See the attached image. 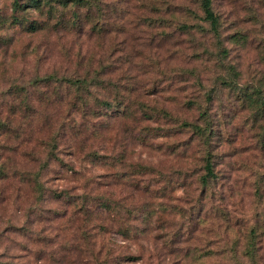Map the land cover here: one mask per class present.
I'll return each instance as SVG.
<instances>
[{
	"label": "rangeland",
	"instance_id": "rangeland-1",
	"mask_svg": "<svg viewBox=\"0 0 264 264\" xmlns=\"http://www.w3.org/2000/svg\"><path fill=\"white\" fill-rule=\"evenodd\" d=\"M91 1L94 21L82 10L78 31L30 35L14 24V0H0V119L29 134L1 152L11 158L0 180V264H200V255L264 264V0H214L221 42L177 32L179 6L200 15L197 0ZM94 72L109 88L91 100L123 102L97 122L67 105L72 90L33 82ZM183 122L213 129V192L201 184L207 147ZM53 140L63 166L47 161ZM15 171L41 172L44 197ZM61 192L117 210L88 221L54 198ZM195 213L206 222L188 227ZM251 228L256 260L234 258Z\"/></svg>",
	"mask_w": 264,
	"mask_h": 264
},
{
	"label": "trees",
	"instance_id": "trees-1",
	"mask_svg": "<svg viewBox=\"0 0 264 264\" xmlns=\"http://www.w3.org/2000/svg\"><path fill=\"white\" fill-rule=\"evenodd\" d=\"M95 1L91 0H14L13 2V10H14V24L17 25L20 29L27 31L30 35H35L41 33L43 31L50 32H59V31H78L84 23V20L81 18L82 10H86L85 19L88 20L89 23L94 21V16L91 14L93 12V7H97ZM199 14L190 11L189 6H179V12L182 15H185L186 18H191L192 20L198 19L201 24H191L187 22L188 19L185 18V22L177 21V32L181 31L186 34L198 33L202 32L206 35V37H210L216 42L222 41V18L220 14L215 10L214 0H197ZM164 7V6H163ZM162 7V8H163ZM164 11V10H163ZM168 13H173L170 10H167ZM33 13L38 15L37 18L31 17ZM165 22L166 20H161L160 23ZM162 23V25H165ZM96 28V27H93ZM176 33V32H175ZM168 34V32H167ZM169 35V34H168ZM34 84H56L61 87H66L75 94V101L71 104H67L71 106V109H75V111L82 114L84 119H88L94 122L97 120L105 118L109 115V111L112 113H122L121 108L123 107V102L118 101L117 107L113 109V103L109 100L103 101L101 104H98L91 100L94 99L92 89L96 88H109V86H105V81L102 80L100 73H88L85 76L78 77H56V75H49L41 78V80L33 81ZM111 88H116L112 86ZM124 98H122L123 100ZM125 100V99H124ZM61 103L59 104L60 108ZM58 106V104H56ZM261 107H264L261 106ZM125 110V109H124ZM208 116V112H206V117ZM206 121V120H205ZM81 125H86L82 123ZM184 128L194 129L199 139L203 141V144L207 147L204 157V172L201 177V184L206 192H213L215 188L214 183L217 181V172L215 169L217 154L214 153L212 149L213 143L212 137L214 135L213 129H209V127H204L195 124H190L187 122H183L180 125ZM32 131L30 133V137L32 135ZM28 131L24 129L22 123L14 125L11 119L7 118L5 120L0 119V180L4 181L9 178V171L7 164H9V160L11 156L9 154L2 153V148L7 147L8 143L13 140L19 139V146L17 147V151L25 145L26 137L28 136ZM65 137V136H64ZM67 138V136L65 137ZM52 148L47 153V161L55 163H59L60 165H65L64 160L59 155V148L56 146V140L51 142ZM262 148L264 149V136L262 139ZM32 143L29 140V145L24 147V151L26 149H30ZM23 151V153H24ZM30 154H33L29 151ZM97 157V156H96ZM103 160V158H96ZM11 162V161H10ZM45 169V166L43 167ZM150 169H143L144 172H148ZM16 172V171H15ZM19 173L22 179H26V181L31 182L33 184V189L37 194L38 199H42L45 195L44 188V180L42 178V173L38 172V174H33V172H16ZM207 195V193H206ZM55 199L61 200L62 202H66L70 204L69 206H75L74 212L80 213L85 216V219L89 221V218L95 216L97 214L100 218L104 215L108 216L115 213L116 206L111 205L110 200L101 199L102 202L98 203V205L94 204L95 208H90L87 203L88 197L84 199L78 198V200H74L72 196L68 195L67 192L55 193ZM192 214L187 221L188 227L191 225L194 218H196ZM200 215V214H199ZM149 219L150 216H148ZM104 218V217H103ZM143 222L148 226L151 220H147V218H143ZM187 220V219H186ZM185 221V220H184ZM203 222L205 223V218H201L198 216L195 219V222ZM104 227V226H101ZM186 227V228H188ZM258 231L255 228H251L248 234V241L245 244L244 249L240 251H235V256L237 259L238 254L244 257H248L250 261L254 262L257 258V253L259 250L256 246ZM237 252V253H236ZM234 254V252H231ZM206 256L200 255L198 259L200 264L206 263ZM96 259V258H95ZM108 259H105L103 262L98 261V264L107 263ZM96 261V262H97Z\"/></svg>",
	"mask_w": 264,
	"mask_h": 264
}]
</instances>
